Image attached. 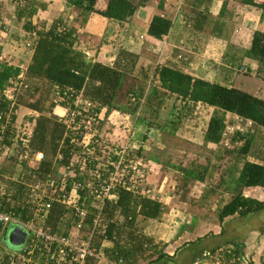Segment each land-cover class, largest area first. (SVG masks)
Masks as SVG:
<instances>
[{
    "label": "trees",
    "instance_id": "trees-1",
    "mask_svg": "<svg viewBox=\"0 0 264 264\" xmlns=\"http://www.w3.org/2000/svg\"><path fill=\"white\" fill-rule=\"evenodd\" d=\"M65 1L76 15L73 22L76 21L79 25L85 22L91 13L119 22H128L136 9L147 3V0H139L137 4L135 0H105V8L99 10L95 7L97 0ZM164 2L165 0H152L158 13L151 17L146 30L147 36L157 40L167 35L172 25L171 20L164 14ZM238 3L259 8L264 12V0H238ZM36 4L35 0H29L23 7L18 6V20L23 17L24 29L28 32L35 31L36 39L32 41L29 49L31 56L24 70L9 64L8 61L0 62V93L10 85V81L21 75L26 87H21L16 94L15 108L23 106L36 115L31 118L33 127L29 136L22 135L26 140L25 144L20 140L16 141V149L26 150L30 158L34 153L41 152L43 158L30 164L28 160H18L15 154L5 157L8 163L0 166V186H4L5 193L0 194L1 210L10 209L19 218L30 219V185L48 175L58 174L62 167L69 165L71 149L80 150L81 146H78L77 142H81L84 134L78 130H66L65 124L59 121V115L53 112L56 105L73 109L76 96H80L81 101L90 103L87 114H99L105 109V114L118 111L129 116L135 115L134 124L143 125L148 130L158 129L170 136L176 134L182 121L192 114L196 104L212 107L213 112L204 131L203 142L219 146L214 150L216 160H221L224 155L229 157L216 187L207 181L211 180L218 170V165L191 162L187 166H181L160 160L156 155L144 152L143 144L147 139L145 135L138 141L136 150L138 155H142L139 158L161 166L165 164L179 173L184 185L188 180L205 183L204 198L200 203H204L210 195L216 194L219 188L221 193H217L218 195H229L224 204L217 203L214 211V217L220 225L229 216L244 217L254 209L264 208V200L259 201L242 194L245 187H264L263 98L235 87L193 77L172 66L143 64L139 62V55L124 49L119 50L112 65L93 61L77 47V28L69 24V20L58 18L45 30L32 24L31 17L37 10ZM186 18L192 21L190 25L196 31H203L206 25H210L209 32L218 38L223 36V32H227L226 21L223 20L224 10L218 18L212 17L206 11L202 13L197 10H192ZM229 47L231 48V45ZM225 57L233 64L248 58L254 61L260 70L264 65V32L255 30L247 50L240 53V50L235 48L234 53L224 55V59ZM65 88L70 90L72 96L67 102H55L56 91ZM170 98L173 99L170 111L165 120L159 122V111ZM7 103L4 101L0 104V111ZM143 110L148 112V117L142 115ZM226 113L232 114L240 124L251 126L253 132L244 131L238 123L236 126L241 130L235 129L228 135V139L224 138L223 133L227 126L236 127L225 121ZM15 119L16 115L13 120ZM12 128L11 133L5 135L4 143H13ZM259 132L262 136L256 139ZM95 140L92 139L90 144L93 145ZM237 141L241 144L237 145ZM131 144L128 148L132 147ZM248 157L256 161H250ZM113 160L115 158H112ZM107 168L113 169L110 165ZM80 194L82 195V192ZM113 194V198L104 200L102 225L105 226H100L104 230L95 232L92 245L101 248L109 261H121V264H141L142 261L154 264L164 258H173L162 250H157L156 245L151 246L152 240L145 238L136 229L137 217L145 220L157 219L160 216L161 203L147 196L134 195L123 188H117ZM85 201L88 202V199ZM95 212L89 207L79 231L84 234L77 238L88 235ZM77 220L73 210L59 202H53L43 224L49 226L52 233L67 236L69 231L74 229ZM104 242H110L111 246L105 248ZM233 243L237 245L235 241ZM233 252L236 255L239 250L234 249ZM86 264L96 262L89 259Z\"/></svg>",
    "mask_w": 264,
    "mask_h": 264
},
{
    "label": "crops",
    "instance_id": "crops-1",
    "mask_svg": "<svg viewBox=\"0 0 264 264\" xmlns=\"http://www.w3.org/2000/svg\"><path fill=\"white\" fill-rule=\"evenodd\" d=\"M17 1L0 0V54H4L9 59L4 58L2 61H8L9 64L24 70L29 62L31 50H26L22 46V42L30 39V32L24 29V19L22 17L18 20L19 14L16 11L18 6L23 7L29 0ZM35 1L37 2V10L32 15L31 22L39 29H47L58 18L73 22V10L65 0ZM227 1L165 0L164 14L171 20L172 25L167 35L160 40L146 34L151 17L158 13L154 3L136 9L128 22H119L91 13L82 24L75 25L76 21L74 22L78 33L77 47L83 50L93 61L103 64L112 65L119 50L124 49L139 55V62L143 64L168 65L196 78L227 87H235L230 78V69H233L236 64L240 67L248 65L254 69L257 64L248 58H243L240 62L233 64L229 62L228 57L224 59V55H231L235 52V48L240 50V53L247 50L251 44L253 32L255 30L264 32V12L259 8L238 3V11L230 15ZM95 7L99 10L104 9L105 0H97ZM192 10L202 13L206 11L214 18H218V15L224 10L223 20L226 21L227 32H223V36L218 38L209 32L210 25H206L203 31L194 30L190 25L192 21L186 18ZM219 70L222 71L221 74ZM241 90L245 91L244 89ZM197 109L209 111L204 128L200 131V135L196 134L200 137V141L198 140L199 137H196L197 142L195 144L202 145L204 143L203 134L213 108L198 103L194 113H197ZM18 111H23L26 114H19ZM53 112L56 115L66 114V109L56 105ZM16 113L15 120L20 115H27L26 125H28L27 130L30 134L33 127L31 118L36 114L23 106L17 107ZM99 114L104 115L105 109H102ZM107 114L121 113L111 111ZM122 115L129 116L128 114ZM228 116L234 117L232 114L226 113L225 118ZM123 124L126 125V122L124 121ZM134 126L133 134L137 139L140 137L139 135L146 133L147 136L151 133L157 136L161 134L158 129L151 128L148 130L140 124H134ZM181 126L193 129L185 122H182ZM186 138L188 139V137ZM138 141L136 142L139 146ZM206 145L207 147L216 146L213 143ZM212 149L215 150L216 148ZM214 154L215 151L210 157L211 160L205 164L218 165L214 162ZM248 159L256 161L252 157H248ZM28 162L30 164L35 163V161L34 163ZM147 162L155 164L152 161ZM200 164L202 163L200 162ZM186 188L189 189V192L179 199V205L175 209V206L171 207V195L168 192L167 194L158 192L157 195L152 196L144 194L142 190L141 196H147L161 203L162 212L157 219L144 220L140 216L137 217V232L152 240L151 246L156 245L157 250H162L168 256H173V258H164L154 264H212V256L216 251L222 253V263L224 264H262L260 255L264 250V208L254 209L244 217L229 216L220 225L215 217L208 216V212L210 211V215L214 216L217 203L224 204L229 195H218L217 199L212 200L213 204L210 205L211 198L217 193L205 197V202L200 203L201 199L204 198L205 183L188 180ZM149 192L150 190L147 189V193ZM242 194L262 201L264 200V187H245ZM173 216H175L174 220L171 218ZM233 241L237 245H234ZM103 246L105 248L110 247L111 243L104 242ZM234 249L239 250L236 255H234Z\"/></svg>",
    "mask_w": 264,
    "mask_h": 264
},
{
    "label": "built area",
    "instance_id": "built-area-1",
    "mask_svg": "<svg viewBox=\"0 0 264 264\" xmlns=\"http://www.w3.org/2000/svg\"><path fill=\"white\" fill-rule=\"evenodd\" d=\"M29 35L30 39L22 42L26 50L31 49L32 41L36 39L35 31H31ZM1 56L0 54V61L3 59ZM240 70L245 71L243 67H240ZM21 87L25 88L26 85L19 75L0 93V104L8 102L0 111V156L15 154L18 160L39 162L43 158L41 152L34 153L30 158L26 150L16 149V144L4 143L5 135L11 133L10 129L15 123L14 98ZM55 95V102H67L72 96L70 90L66 88L62 91L57 90ZM73 104L75 105L73 109L67 107L66 114L59 115V121L65 124L66 130H78L84 134L81 142H77L81 148L71 149L69 165L62 167L58 174L48 175L30 185L32 194L28 208L32 214L30 219H21L10 209L1 210L0 203V264H86L89 259L96 264H121V261H109L101 248L92 245V238L97 230L98 232L100 229L104 230L100 227L105 226L102 225L104 219L102 207L105 199L114 197V190L123 188L134 195L142 194L138 187V181L143 177L140 170L142 162L141 159L129 156L128 145L118 148L116 154L114 152L115 160H109L105 164L98 162L95 159L96 152H104L106 148L98 150L99 144H95L97 140L92 145L91 142H84V138L88 134L93 135L92 126L97 125L101 118L99 114H87L90 103L81 101L80 96H76ZM67 105L69 106L68 103ZM235 129L241 130L238 126H227L223 137L226 138ZM19 140L25 144L22 136ZM225 144L227 145V142ZM109 165L113 169L109 170L107 168ZM85 174L89 178L84 177ZM0 194H5L4 186H0ZM86 198L88 202L85 201ZM53 202H59L73 210L78 219L74 225L76 232L82 228L89 207L93 208L96 212L88 235L84 238H74L70 235L52 233L51 228L43 223ZM15 227L20 228L26 235L23 244L11 247L3 240V234L5 231L6 234L9 233ZM260 256L264 264V250ZM222 261V253L216 251L212 256V264H221Z\"/></svg>",
    "mask_w": 264,
    "mask_h": 264
},
{
    "label": "rangeland",
    "instance_id": "rangeland-1",
    "mask_svg": "<svg viewBox=\"0 0 264 264\" xmlns=\"http://www.w3.org/2000/svg\"><path fill=\"white\" fill-rule=\"evenodd\" d=\"M102 1V0H100ZM139 0H135V3L137 4ZM225 1V0H223ZM66 2V1H65ZM147 3L145 4H153L152 0H147ZM101 4V3H100ZM227 8L229 12L232 15L234 12L238 11V0H228L226 2ZM235 5V6H234ZM234 7V8H232ZM232 10V11H230ZM71 12V11H70ZM157 12V10H156ZM73 17L75 18L76 15L74 14ZM73 18V19H74ZM76 23V22H75ZM74 22H70L71 25L75 24ZM77 25V24H75ZM13 35V34H12ZM87 56V55H86ZM3 59L7 58L4 54L1 56ZM8 59V58H7ZM9 60V59H8ZM245 71L240 70V66L236 64L233 69H230V78L232 79V84L240 89H244L248 93H251L258 97H261L264 99V65L261 67V69H258V66L252 69L250 66L246 65L243 66ZM248 70V71H247ZM222 71L219 70V73L221 74ZM173 99H167L165 101L164 106L159 111V116L157 120L159 122H163L166 118V114L170 111V106ZM17 110V108H16ZM194 109L192 114L188 115L182 122H185V124H188L190 127H193V129H189L188 127L181 126L183 128L179 129L174 136H170L168 134H158V136L155 134L151 135L149 134L147 136V133L144 134L147 136V139L145 140L144 144V152L147 154H153L156 155L160 160L168 161L172 164H178L181 166H187L191 162H201L202 164H205L207 161L211 160V155L214 153V149L212 148H218L219 146L215 147H207L206 144L202 145H196L195 142H197L196 134L200 135V131L204 128L206 124V120L208 118V112L206 109ZM19 114H26L23 111H18ZM142 114L145 117H148V112L146 110H143ZM17 114V113H16ZM140 115V114H139ZM100 123L97 125H93V135L88 134L84 138V142H90L92 139H96L97 143L99 144L98 150L102 148H106L104 152L97 151L96 153V160L98 162H102L103 164L107 163V161H111L112 158H115V154L118 152V148L129 146L132 142V147L129 148V156H133L134 159L138 158L141 159L142 166L140 167L141 172L143 173L142 179H139L138 181V187L139 189L143 190L144 194H150V195H157L159 192L162 194L167 192L171 195V207L176 208V206L179 205V202L183 195L189 192V189L186 188L187 182L184 185L182 182V178L180 177L179 173L175 172L170 167L164 165H158L157 164H149L146 160L143 158H139V156L142 157V155H138V152L136 149H138V144L136 141L141 139L140 137H137L133 134L134 129V117L133 116H124L122 114H99ZM124 121L126 122V125H124ZM225 121L232 124L237 125L239 123V126L243 128L244 131H249L250 133L253 132V128L251 126H247L245 124H240L238 120H235L234 117L228 116L225 118ZM190 122V123H189ZM27 123V115H20L17 120H15L14 126L12 128L13 132V143L15 144L16 141L19 140V137L22 135L28 136V125ZM144 128V127H143ZM136 129V128H135ZM144 130V129H142ZM189 130H191L189 132ZM186 131V132H184ZM189 132V133H188ZM262 133L259 132L256 135V139L261 137ZM143 135V136H144ZM188 137V139L186 138ZM196 139V141H195ZM228 139V136L226 137ZM200 141V137L198 138ZM198 141V142H199ZM26 142V140H25ZM237 145H240L241 142L237 141ZM232 147V145H231ZM262 149V148H261ZM144 154V153H142ZM10 155V154H9ZM3 156L0 157V166L6 165L7 159L5 157L9 156ZM214 158V156H213ZM229 160V157L227 155H224L221 160L214 159V162L218 164V170L214 173L211 180H208L207 182L211 186H217L219 175H221L222 168L227 165V162ZM32 163H34L33 160H31ZM87 173V172H86ZM84 177H87L85 174ZM147 189L150 190L149 193H147ZM159 190V191H158ZM218 194L221 193L220 188L217 189ZM218 194L213 196L211 198L210 205L213 204L212 200H216L218 197ZM208 204V205H209ZM209 217H214L212 214L210 215V211L208 212ZM172 220H174L175 216L171 217ZM84 232H76L75 229H71L69 231V235L71 237H80L83 235ZM154 257V256H153ZM152 257V258H153ZM141 264H147V261H142Z\"/></svg>",
    "mask_w": 264,
    "mask_h": 264
},
{
    "label": "water",
    "instance_id": "water-1",
    "mask_svg": "<svg viewBox=\"0 0 264 264\" xmlns=\"http://www.w3.org/2000/svg\"><path fill=\"white\" fill-rule=\"evenodd\" d=\"M25 235V232L15 227L7 234L4 232L3 240L11 247H18L24 243Z\"/></svg>",
    "mask_w": 264,
    "mask_h": 264
}]
</instances>
